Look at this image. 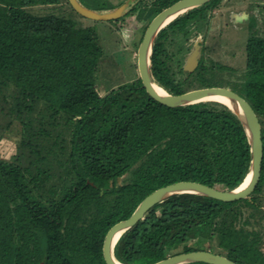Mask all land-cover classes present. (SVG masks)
Returning <instances> with one entry per match:
<instances>
[{"label": "trees", "instance_id": "1", "mask_svg": "<svg viewBox=\"0 0 264 264\" xmlns=\"http://www.w3.org/2000/svg\"><path fill=\"white\" fill-rule=\"evenodd\" d=\"M59 1L0 0V140L13 143L9 159L0 155V264H107V230L156 188L193 179L232 189L250 170L248 134L225 103L165 105L138 76L100 93L104 49L94 26L26 9ZM79 1L96 10L117 6ZM174 1L135 0L126 14L145 29ZM222 1L191 7L159 30L149 64L155 83L173 94L221 85L209 79L218 69L203 39L196 66L184 65ZM248 28L245 67L233 85L222 86L246 98L261 123L258 184L235 200L194 192L161 199L120 233L113 247L120 262L148 264L210 249L242 264H264V34L254 15Z\"/></svg>", "mask_w": 264, "mask_h": 264}, {"label": "water", "instance_id": "2", "mask_svg": "<svg viewBox=\"0 0 264 264\" xmlns=\"http://www.w3.org/2000/svg\"><path fill=\"white\" fill-rule=\"evenodd\" d=\"M68 1L76 12L94 20H114L127 12L126 3H121L112 9L96 10L84 5L79 0ZM206 1L208 0H175L171 4L159 10L150 19L137 46L136 54L138 77L141 79L147 92L165 105L177 106L202 99L217 100L214 99L215 97H225L238 105L241 110H237L230 104L223 102L241 118L248 134L251 147V165L246 177L250 176V179L244 187H240L241 183L244 181L243 180L238 186L232 189L217 188L193 179L178 180L156 188L140 201L131 215L114 222L107 230L102 245L103 257L107 264H117L118 259L115 257L113 247L120 233L143 218L146 211L161 199L175 193L194 192L209 195L222 200H235L243 197H249L250 193L259 182L263 158L261 123L249 101L237 91L222 85H208L191 88L178 94L170 93L164 88V92H159L155 89V84L157 83L153 80L150 72V53L154 38L159 30L180 13ZM198 52L199 49L195 46L187 57L184 67L188 71L193 70L196 66V57ZM191 261H206L213 264H242L224 254L210 249H195L178 252L159 258L148 264H181Z\"/></svg>", "mask_w": 264, "mask_h": 264}, {"label": "rangeland", "instance_id": "3", "mask_svg": "<svg viewBox=\"0 0 264 264\" xmlns=\"http://www.w3.org/2000/svg\"><path fill=\"white\" fill-rule=\"evenodd\" d=\"M110 4L126 3L128 11L135 0H105ZM26 9L34 14L54 13L74 18L79 25H90L96 29L104 49L101 60V74L96 82L100 93H104L116 83L138 76L137 46L144 32V22L137 20L135 14H126L117 20L100 21L88 19L73 11L66 0L55 4H35ZM257 18V26L264 34V0H223L221 6L209 13L208 28L202 27L201 36L194 39L205 44V56L210 64H215L208 74L209 79L221 85H233L236 75L246 64V41L250 35L248 19ZM143 31V32H142ZM197 88V87H195ZM0 155L9 159L13 143L6 137L0 140ZM264 195V193H263Z\"/></svg>", "mask_w": 264, "mask_h": 264}, {"label": "bare ground", "instance_id": "4", "mask_svg": "<svg viewBox=\"0 0 264 264\" xmlns=\"http://www.w3.org/2000/svg\"><path fill=\"white\" fill-rule=\"evenodd\" d=\"M155 89L159 92H164L163 88L158 85V84H155ZM214 99H217L219 101H222V102H225V103H228L230 104L231 106H233L234 108H236L237 110H241L240 107H238V105H236L233 101H231L230 99H227L225 97H215ZM250 179V176H247L244 181L241 183V186L240 187H244L247 182L249 181ZM117 264H123L122 262L118 261L117 260Z\"/></svg>", "mask_w": 264, "mask_h": 264}]
</instances>
